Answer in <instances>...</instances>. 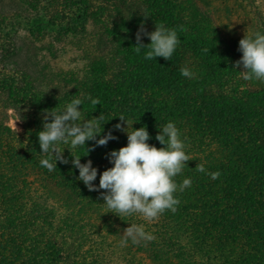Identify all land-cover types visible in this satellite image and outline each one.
I'll return each instance as SVG.
<instances>
[{
	"label": "trees",
	"instance_id": "trees-1",
	"mask_svg": "<svg viewBox=\"0 0 264 264\" xmlns=\"http://www.w3.org/2000/svg\"><path fill=\"white\" fill-rule=\"evenodd\" d=\"M134 1L140 17L130 22L120 0H21L29 14L0 17V109L14 111L21 123L15 132L0 120V264H264V83L238 73V43L221 37L198 0ZM254 1L260 14L250 28L264 32V0ZM161 24L177 28L180 44L169 60H146L147 49L134 48L136 30ZM88 25L103 32L111 55L91 61L71 89L51 97L9 69L19 29L34 40L61 42ZM182 67L196 77H183ZM72 95L97 98L99 104L85 101L78 109L85 119L102 114L100 135L116 139L104 146L86 141L87 153L63 144L69 163L49 172L39 164L36 133L43 111L59 112ZM120 116L127 131L146 127L147 143L157 148L163 146L155 136L168 121L186 138L187 167L174 179L188 177L191 186L175 194L174 213L153 220L117 214L102 205L104 190L89 191L76 179L70 153L91 160L98 185L100 172L112 166L107 154L126 146V134L113 127H126ZM198 163L219 176L196 171ZM133 223L154 239L121 246Z\"/></svg>",
	"mask_w": 264,
	"mask_h": 264
},
{
	"label": "clouds",
	"instance_id": "clouds-1",
	"mask_svg": "<svg viewBox=\"0 0 264 264\" xmlns=\"http://www.w3.org/2000/svg\"><path fill=\"white\" fill-rule=\"evenodd\" d=\"M180 30H183L181 28ZM150 41L147 45L142 43L141 37ZM137 52H144V59L152 60L161 57L169 60L180 44L177 28L155 25L154 30L147 32L141 25L135 35ZM240 59L234 67H242L241 74L245 81H259L264 83V32L254 31L251 36H243L238 42ZM180 74L188 79L196 77V73L189 67L180 68ZM74 98L66 103L59 112L44 110L42 113V130L36 133L41 159L39 164L49 172L56 168L57 162L68 164L61 150V145L69 144L72 149L83 147L86 151V141H95V146H104L109 140L116 139L111 132L100 134L103 131V115L85 119L82 116V106L85 101L92 105L99 104V100L85 95L83 98L72 95ZM50 118V122H49ZM125 122L122 116L117 117ZM133 125V124H132ZM127 131L120 123L115 124V130L126 134V146L112 150L107 154L110 168L100 172L98 185L93 181L97 179V168L92 166L91 160L80 162L81 156L71 155V165L78 170L76 179L84 184L89 191H99L104 201L102 205L112 209L117 214H140L145 220H153L163 214L165 210L176 211L179 199L175 195L191 186V179L185 177L179 184L174 179L187 167L188 156L185 152L186 138L174 122L168 121L159 128L155 139L163 147L150 145L146 127ZM97 137H99L97 139ZM68 149V148H67ZM69 150V149H68ZM70 152V151H69ZM86 156V155H85ZM196 171L216 179L219 172L209 173L203 163H198ZM118 216V215H117ZM119 217V216H118ZM124 237L120 245L124 246L130 240L132 244L141 241H152L154 236L146 232L143 224H129L123 230Z\"/></svg>",
	"mask_w": 264,
	"mask_h": 264
},
{
	"label": "rangeland",
	"instance_id": "rangeland-1",
	"mask_svg": "<svg viewBox=\"0 0 264 264\" xmlns=\"http://www.w3.org/2000/svg\"><path fill=\"white\" fill-rule=\"evenodd\" d=\"M205 2L210 6H203L200 0L197 3L201 11L209 16L221 37L231 46V43H238L244 35L252 34L250 26L255 25L260 14L258 4L254 0ZM120 3L123 15L129 22L140 17L139 6L134 0H120ZM213 7L218 12L215 13ZM13 13L29 14L21 0H0V17ZM14 43L16 56L9 62V69H14L20 74L25 73L40 91L51 97L71 89L73 81L81 77L91 61L111 55L110 42L98 27L92 25H88L77 37L66 38L61 42L34 40L19 29ZM0 120L13 131H21V123L14 111L0 109Z\"/></svg>",
	"mask_w": 264,
	"mask_h": 264
}]
</instances>
